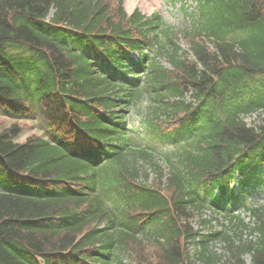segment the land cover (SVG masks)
Listing matches in <instances>:
<instances>
[{
    "label": "trees",
    "instance_id": "obj_1",
    "mask_svg": "<svg viewBox=\"0 0 264 264\" xmlns=\"http://www.w3.org/2000/svg\"><path fill=\"white\" fill-rule=\"evenodd\" d=\"M194 1L183 49L123 0H0V113L44 128L21 140L27 125H0V264H188L198 245L202 264H264V206L243 205L245 240L239 216L230 233L204 216L237 172L244 186L264 171V124L243 118L264 108V0ZM131 109L170 149L129 138Z\"/></svg>",
    "mask_w": 264,
    "mask_h": 264
},
{
    "label": "rangeland",
    "instance_id": "obj_2",
    "mask_svg": "<svg viewBox=\"0 0 264 264\" xmlns=\"http://www.w3.org/2000/svg\"><path fill=\"white\" fill-rule=\"evenodd\" d=\"M125 7L128 13H131L135 9H139L142 13L146 15H152L155 12L161 14L168 23L175 26L177 29L186 30V27L189 28L191 19L189 14L194 11L196 3L193 0H124ZM177 42L184 48H188V44L184 40L182 33L177 34ZM164 65L168 66L165 62ZM149 103V102H147ZM10 121L9 118L0 116V125H4V120ZM29 125H32L33 128L27 127L25 129V135L22 136L21 140H24L30 133L41 132L42 126L41 121L39 120H30L28 122H22ZM130 129L132 136L137 137V141L140 142H149L153 141L150 136L149 127L144 117L140 112L134 110L130 118ZM38 131V132H37ZM155 177L154 173H151L149 182ZM261 201L264 202V196L261 197ZM143 241V240H142ZM151 242V241H150ZM140 251L148 260L153 261L154 257V248L153 245L149 242L143 241ZM220 247V245H218ZM128 259V258H127ZM129 261V260H127ZM136 264V263H132Z\"/></svg>",
    "mask_w": 264,
    "mask_h": 264
}]
</instances>
